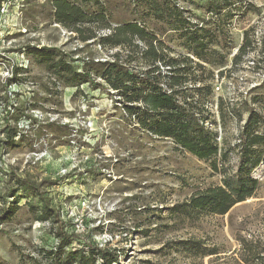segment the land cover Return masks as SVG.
I'll return each instance as SVG.
<instances>
[{
  "label": "rangeland",
  "instance_id": "374dc122",
  "mask_svg": "<svg viewBox=\"0 0 264 264\" xmlns=\"http://www.w3.org/2000/svg\"><path fill=\"white\" fill-rule=\"evenodd\" d=\"M53 1L3 0L0 4V217L5 206L14 202L7 198L10 188L17 187L9 181L12 175L41 184L54 209L50 220L40 222L39 200L17 194L15 215L0 220V264H48L44 255L58 248L59 226L67 235H75L66 251L88 243L103 247L113 239L110 248L121 252L120 264H246L243 243L264 248V161L253 171L261 183L256 195L227 215H205L198 221L169 218L167 208L220 185L222 175L214 174L209 162L178 151L171 140L152 138L126 123L115 92L88 83L67 86L33 57L32 47L54 48L80 72L83 59L111 61L116 54L125 59L132 55L129 48L81 42L56 23ZM178 1L194 22L212 18L207 0ZM101 2L111 13L113 27L131 19L126 0ZM235 2L238 7L241 3L252 7L229 21L228 62L213 68V97L206 108L207 125L219 134L220 147L237 143L248 117L244 100L261 93L264 101V0ZM246 31L256 48L233 64ZM132 67L145 68L139 60ZM12 71L18 72L17 80L8 82ZM219 98L224 111L235 108L241 113V122L230 115L221 119ZM262 105L252 107L264 115ZM8 126L19 133L7 141ZM237 162L233 152L227 167L235 171ZM153 214L159 216L153 224L147 220L138 228L147 236L134 233ZM54 215L62 224L54 223ZM115 227L120 231L112 233ZM186 240L200 241L216 254L195 257L176 248V242Z\"/></svg>",
  "mask_w": 264,
  "mask_h": 264
},
{
  "label": "trees",
  "instance_id": "16d2710c",
  "mask_svg": "<svg viewBox=\"0 0 264 264\" xmlns=\"http://www.w3.org/2000/svg\"><path fill=\"white\" fill-rule=\"evenodd\" d=\"M2 2L0 0V4ZM126 2L131 6V19L114 27L111 13L101 0H54L53 9L56 23L76 34L81 42L95 41L102 48H129L132 55L128 59L121 54L114 55L111 61L83 59L79 72L54 48L32 47L30 53L67 86L88 83L94 88L103 87L115 92L116 106L126 123L152 138L171 140L178 151L209 162L213 173L222 175L220 185L209 186L187 201L167 208L169 218L198 221L205 215L225 216L235 206L254 197L260 189L261 183L253 177V171L264 161V132L261 131L264 129V115L252 106L263 103L264 110V101L261 93L249 101L248 98L244 100L248 117L237 143L227 147H220L219 134L207 125L206 108L213 97L210 84L215 79L213 68L224 67L228 62L231 46L229 21L252 6L241 3L238 7L235 0H207L206 7L212 18L200 23L193 21V16L179 5L178 0ZM188 3L193 4L192 0ZM96 29L108 30L109 34L99 36ZM250 34V31L245 32L233 64H238L255 50L256 41ZM137 60L145 68L132 67ZM220 74L222 76L223 72ZM17 75V71H12L8 82H15ZM98 79L101 83L97 82ZM258 89L254 91L258 92ZM10 101L9 98L6 103L9 105ZM218 103L221 119L230 115L242 121L241 113L235 108L224 111L223 99L219 98ZM30 109L26 108L27 112ZM6 113L10 111L6 109ZM5 133L8 141L16 138L19 132L8 126ZM233 152L238 157L235 171L227 167ZM10 180L15 181L17 187L10 188L7 198L14 199V202L5 206L0 220L12 219L15 215L19 192L39 200L38 221L50 220L54 209L48 194L41 189L42 185L15 175ZM156 218L159 216L153 214L134 233L143 232L147 236L146 231L138 228H142L147 220L153 224ZM53 220L62 224L55 215ZM115 228L112 233L120 231L119 227ZM57 237L60 243L56 251L44 255L48 264H120L121 252L110 248L113 239L103 247L88 243L82 249L66 251L75 235H67L59 226ZM243 245L246 264H264V248ZM175 246L188 250L195 257L216 254L195 240L176 242Z\"/></svg>",
  "mask_w": 264,
  "mask_h": 264
},
{
  "label": "built area",
  "instance_id": "2783aa9c",
  "mask_svg": "<svg viewBox=\"0 0 264 264\" xmlns=\"http://www.w3.org/2000/svg\"><path fill=\"white\" fill-rule=\"evenodd\" d=\"M4 10V9H3Z\"/></svg>",
  "mask_w": 264,
  "mask_h": 264
}]
</instances>
